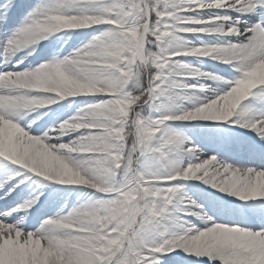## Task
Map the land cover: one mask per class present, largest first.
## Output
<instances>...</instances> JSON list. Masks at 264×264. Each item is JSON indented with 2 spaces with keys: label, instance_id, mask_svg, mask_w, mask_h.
I'll return each instance as SVG.
<instances>
[{
  "label": "snow or ice",
  "instance_id": "1",
  "mask_svg": "<svg viewBox=\"0 0 264 264\" xmlns=\"http://www.w3.org/2000/svg\"><path fill=\"white\" fill-rule=\"evenodd\" d=\"M0 25L10 30L0 41L6 61L58 32L94 33L62 59L19 68L20 58L17 70L0 71V158L22 166L0 181V264H264V111L242 104L264 96V0H2ZM180 56L210 57L238 75ZM81 94L97 99L52 128L32 134L38 117L19 123ZM164 98L194 108H167ZM194 120L224 122L204 132L222 135L244 162L204 155L170 124ZM32 174L96 199L39 221L51 203L43 191L6 200ZM189 179L215 191L192 184L194 199ZM30 209L39 226L25 224Z\"/></svg>",
  "mask_w": 264,
  "mask_h": 264
},
{
  "label": "bare ground",
  "instance_id": "2",
  "mask_svg": "<svg viewBox=\"0 0 264 264\" xmlns=\"http://www.w3.org/2000/svg\"><path fill=\"white\" fill-rule=\"evenodd\" d=\"M2 0H0L1 2ZM235 15V14H234ZM244 19H249L248 16H245ZM252 19H255V17H252ZM18 22V21H17ZM10 34V30L6 29L4 26L0 25V41H2L4 38L7 37V35ZM76 34V32H68V31H62L53 34V36H50L47 40L41 41L40 46H36V50L34 52H31L29 55L28 53L31 51L30 48H26L20 51H16L14 53H9L7 57V61L5 56L3 55V47L2 44H0V71L4 70H17V68H14L15 62L17 59L24 58V62L22 65L18 66L19 68H34L38 66L40 63L45 61H50V56L57 55L60 53H63V51L66 49V45H76V42H74L73 36ZM59 35V36H58ZM52 38V39H51ZM232 39H236L235 37H232ZM67 40L68 43L64 44V41ZM190 40H193L196 43H199V41L195 40L194 35L191 37ZM177 41H173V43H176ZM52 47H50L51 45ZM47 47H43V46ZM62 45V47H61ZM204 60V63H200L198 61H195L193 65L197 68H200L201 70L205 71L206 69L215 68L219 70V73L222 75L230 74L233 75L234 70L228 66L223 64H218L215 60L209 59V57H201ZM219 66V67H218ZM227 69V70H226ZM221 71V72H220ZM204 83H209L208 81H205ZM260 86H258L259 88ZM84 97V104H82L80 107L75 109L72 104L68 103L69 100H72L75 97H69L61 100L59 103L60 105H64V108L60 109L59 112H57L58 106L56 104H52L50 106L38 109L36 111L28 112L26 115H23L22 119L19 120V123L21 126H26L27 123L38 117V119H35V123L31 125V129H28L32 134H39V132H33L32 130L36 129L37 126H40V131H44L46 129L52 128L55 126V124L59 123L61 120L66 119L68 117L74 116L77 114V111L82 108L85 104L93 103L94 98L92 96H86L84 94H81ZM79 96V95H78ZM77 97V96H76ZM163 103L170 104L169 108L175 109L176 104L182 103L183 106H186L188 108H194V105L191 101H176V100H170L167 98L163 99ZM243 105H248L249 107H253L255 109H259L261 111H264V96L262 97H249L246 98L245 101L242 102ZM49 109H52L51 111ZM235 127L229 129H233L234 131H231L232 135L235 136H248L252 137L255 136L256 133L251 129H245L240 128L236 125H233ZM174 128V126L172 125ZM235 128V129H234ZM237 128V129H236ZM239 129V130H238ZM243 132V133H242ZM73 134L66 135L63 137L65 141L70 140L72 138ZM196 136L194 137L195 141L205 139V141H214L213 145L210 149H203L205 155H212L216 154L218 157H222L224 155L225 151L224 149H229V157H231L233 163L240 164L244 162V157L240 150L236 147H224L220 145L221 140L223 139L222 135H212L207 139L204 136ZM5 159L0 158V181L4 180L8 175L12 173L13 170H11L10 166L2 164L1 161H4ZM259 163V161H257ZM22 167V166H20ZM211 171V168L209 169ZM19 179V178H17ZM44 181L45 183L41 184L37 181ZM195 182V181H194ZM197 183L201 184L202 188H206L209 191H215L211 189L209 186L202 184L200 181H196ZM12 181H9V184H11ZM68 185H61L58 182H52L47 181L46 178H40L36 174H32V179L26 180L24 184H21L19 188L14 192L10 197L6 198L8 204H12L14 201L19 202L21 199L29 198L30 195L34 194L35 192L43 191L44 195L40 197L41 202L45 200L46 197L50 198L51 203L49 205V208L47 212L39 217V221H42L47 216H54L57 213H62L63 210H66V207L71 203L72 197H65L67 190L66 189ZM85 191V190H84ZM3 190H0V195H2ZM220 195H223V193H218ZM98 195V194H97ZM231 199H236L239 203L240 201L238 198L230 197ZM96 199V196H93L92 190H86L84 193L80 194L79 202L76 205H73L67 209H72L73 207H79L84 203L92 202ZM0 207L5 206V200H0ZM37 208L39 205L36 206ZM23 213H20L16 218L19 219V216H23ZM35 221V223H34ZM39 221L35 220V209H30L29 214L27 216V219L25 220V224L32 225V226H39ZM202 259H207V257H202ZM214 264H220V261H215Z\"/></svg>",
  "mask_w": 264,
  "mask_h": 264
},
{
  "label": "rangeland",
  "instance_id": "3",
  "mask_svg": "<svg viewBox=\"0 0 264 264\" xmlns=\"http://www.w3.org/2000/svg\"><path fill=\"white\" fill-rule=\"evenodd\" d=\"M24 1H26L27 5H29V6H35L36 4H38V3L41 2V0H24ZM233 14H235V13H233ZM13 27H15V26H13ZM80 31H86L87 32V35H79L76 32V34L73 36V39H74V42L77 41L76 42V44L78 45L77 47H76V45H72V44L66 45V49L63 51V53L50 56V59L52 60L54 57L57 58V59H62L63 57H65L69 53H71L75 48H79L83 43H86L91 38V36L94 34L91 29H88V30H80ZM192 36H193V34H189V37L188 38L191 39ZM50 47H52V45ZM201 57L202 56H199V57L198 56H180V57H177V60L182 61V62H185V63H190V64L193 65V63L195 61H198L200 63H204V60ZM209 59L211 61V58L210 57H209ZM205 71L206 72H213V71H215V72H218L219 73V70H217L215 68L206 69ZM235 75H238V73H233V75H231V77H229V78H233ZM189 82L191 83V81H189ZM86 96H90V95H86ZM93 98H94V101L97 99V97H93ZM83 100H84V97L82 95H79V96L73 98L72 100H69L68 103L72 104L73 107L75 109H77L82 104H84ZM60 102L61 101H59L58 103H60ZM169 105L170 104L168 103L165 106L167 108H169ZM191 109H193V108H191ZM144 113L147 114V109H144ZM223 123L224 122L205 121V120H194V121H189V122H180V121L170 122V124L173 125L176 130L182 132L184 135H186L187 137H189V142L197 143L203 149H210L213 145H215L213 143L214 141H205V139H202V138H201V140L195 141L194 140V137L201 136L202 134L205 135L206 133L204 132V128H215V127H217V126H219V125H221ZM227 127L233 128L235 126H233V125H227ZM231 131L233 132L234 130L231 129ZM204 137L207 138V139H210L209 138L210 137L209 135H206ZM221 158H223L225 160H228L227 157H226V155L224 157H221ZM1 162L4 165L10 166L11 167V170L20 168V166L15 165L11 161H7L6 159L4 161H1ZM196 181H198V180H196V179H189V180H187V181L184 182L185 183V191L187 192L188 195L192 196V198H194V199L196 198V194H195L194 190L191 188V185L192 184H197ZM52 182H55V181H52ZM64 190H67V193H66L65 197H69V196L72 197V201L68 205L69 207H71L73 205H76L79 202V197H80V194L82 193V191L85 193L86 190H89V189L84 188L83 186L68 185V187H66V189L64 188ZM68 206L66 207V210H63L62 211L61 214H66V212L70 210V209H67V208H69ZM195 222L198 223V224L201 223L200 221H195ZM167 224L170 227L173 226V222L172 221H168Z\"/></svg>",
  "mask_w": 264,
  "mask_h": 264
}]
</instances>
